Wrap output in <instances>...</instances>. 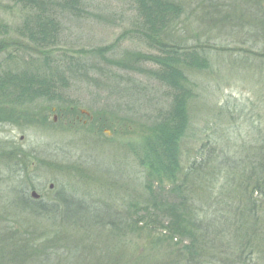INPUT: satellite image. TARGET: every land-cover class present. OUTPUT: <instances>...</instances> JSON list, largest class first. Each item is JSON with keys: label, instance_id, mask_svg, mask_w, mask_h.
Returning <instances> with one entry per match:
<instances>
[{"label": "rangeland", "instance_id": "1", "mask_svg": "<svg viewBox=\"0 0 264 264\" xmlns=\"http://www.w3.org/2000/svg\"><path fill=\"white\" fill-rule=\"evenodd\" d=\"M170 1L180 3L184 12L173 23L168 41L187 47L200 44V49H193L210 60L205 70H186L195 95L189 106L190 127L181 143L182 164L187 167L201 159L212 145L220 155L234 158L245 156L251 147H264V0ZM64 2L0 0V73L36 70L49 77L50 61L51 69L59 71L50 89L0 105L15 116L10 122L6 121L9 117L0 118V143L6 147L0 148L1 156L8 155L11 146L15 156H20L13 165L0 157V179L4 181L0 189L17 186L31 197L36 191L37 199L48 204L55 202L60 191L84 204L127 210L147 195L135 150L142 134L149 131L152 117L169 105L170 97L155 79L119 68L105 58L156 50L139 34L141 17L135 1L80 0L82 4L75 10L62 8ZM39 15L42 20H53L55 33L38 44L31 39L39 34L37 28L32 34ZM98 48H105L104 57L94 53ZM68 59L84 67L67 72ZM146 66L155 67L152 63ZM19 169H24L22 178L17 176ZM110 175L114 183L105 182ZM194 194L189 193L192 207L199 208L200 214L209 213L210 205ZM254 198L264 209V197L255 193ZM232 203L238 204V200ZM3 206L2 210L5 203ZM253 213L257 221L258 214ZM14 214L29 232L37 224L39 228L48 225L23 212ZM257 223L262 232L264 218ZM136 233L126 244L106 248L114 251L120 247V258L126 257L132 253L129 244H136L135 239L148 242L149 237ZM30 239L36 241L37 237ZM262 250L257 247L253 252L252 264H264Z\"/></svg>", "mask_w": 264, "mask_h": 264}, {"label": "trees", "instance_id": "2", "mask_svg": "<svg viewBox=\"0 0 264 264\" xmlns=\"http://www.w3.org/2000/svg\"><path fill=\"white\" fill-rule=\"evenodd\" d=\"M69 1L71 3L65 0L61 7L75 10L82 4L80 0L78 3ZM133 1L141 17L139 34L156 52L128 51L122 58L105 59L119 68L155 79L167 88L166 94L170 97L169 105L157 110L152 117L149 131L142 134L135 150L147 195L144 194L143 200L132 202L127 210H117L88 201L84 204L60 191L53 199L55 202L48 204L42 198L31 197L22 188L6 186L0 189V202L6 205L2 210L4 203H0V218H3L0 220V264H120L121 259L128 260L125 264H252L257 247L264 253V230L260 232L257 223L260 217L264 218V209L254 198L255 193L264 197V147L258 150L251 147L252 151L245 156L234 158L220 155L212 145L201 159H194L187 167L182 164L181 143L190 127L189 106L195 95L194 84L186 70H205L210 60L207 55H201L200 50L193 49H200V44L187 47L168 41L173 23L184 12L180 3ZM30 5L35 4L30 2ZM43 18L38 16L32 29V34H36L37 28L38 38L30 35L31 42L39 44L55 33L53 20ZM104 50L98 48L94 53L104 57ZM147 63L155 67H148ZM51 64L53 61L46 72L49 77L41 76L36 70L33 73L1 71L0 105L21 101L23 97L35 95L39 89H50L58 77L56 72L59 73L56 68L51 69ZM66 64L67 72L75 73L84 67L73 59H68ZM1 117H9L6 121L10 122V117L15 116L0 109ZM0 148L6 149L2 143ZM1 155L2 152L0 157L10 160L12 165L20 157L15 156L12 146L8 155ZM259 155L262 158L256 160ZM21 171L24 169L18 170L19 178L24 175ZM111 177L105 182L114 183ZM3 182L0 179L1 188ZM193 192L210 205L209 213L200 214L199 208L192 207L189 193ZM237 200L238 204L232 203ZM255 208L260 211L257 213ZM8 210L11 211L6 213ZM19 212L27 214L31 220H46L48 225L39 228L37 224L36 229L29 232L25 222L14 214L19 215ZM253 212L258 214L257 221L253 219L256 218ZM136 232L149 237L148 242L142 244L134 238L137 243L129 244L132 253L128 256L120 258V247L114 251L106 248L126 244ZM34 235L36 241L30 239ZM163 241L167 243L162 244ZM75 246L78 249L73 251L71 247ZM82 248L84 250L79 251ZM241 256L244 260H240Z\"/></svg>", "mask_w": 264, "mask_h": 264}, {"label": "water", "instance_id": "3", "mask_svg": "<svg viewBox=\"0 0 264 264\" xmlns=\"http://www.w3.org/2000/svg\"><path fill=\"white\" fill-rule=\"evenodd\" d=\"M51 187H53V184H51ZM32 196L37 199L40 195L36 191H33Z\"/></svg>", "mask_w": 264, "mask_h": 264}]
</instances>
